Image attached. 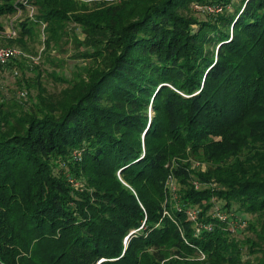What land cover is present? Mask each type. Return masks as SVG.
I'll use <instances>...</instances> for the list:
<instances>
[{"label": "trees", "instance_id": "16d2710c", "mask_svg": "<svg viewBox=\"0 0 264 264\" xmlns=\"http://www.w3.org/2000/svg\"><path fill=\"white\" fill-rule=\"evenodd\" d=\"M83 1L32 2L46 51L84 33L88 63L47 59L1 118L0 264H264V0ZM25 8L0 0V18Z\"/></svg>", "mask_w": 264, "mask_h": 264}, {"label": "rangeland", "instance_id": "374dc122", "mask_svg": "<svg viewBox=\"0 0 264 264\" xmlns=\"http://www.w3.org/2000/svg\"><path fill=\"white\" fill-rule=\"evenodd\" d=\"M21 1V0H19ZM115 1V0H109ZM33 0L29 1V6H26L25 10H21L14 16H6L0 18V21L4 25V30L8 31L9 25L11 21L14 19L16 28L20 27L22 21H28L33 24L35 28V32L33 36L26 37L24 39V44L21 45L17 42V38L20 37V33L17 31L16 38H9L7 36L0 35V48H13L17 49L22 52V56L13 60L8 66L0 68V115L1 118H4L9 112L13 114H18L21 109H26L31 104V98L36 95L37 91L34 89H27L26 83L36 81V74L38 69L46 68L51 70V66L47 59H56V60H65L67 63V68L64 72L70 75L71 69L78 64L88 63V60L81 56L83 54V47L78 42L81 43L85 40V34L80 33L77 40L74 39L75 37H68L66 36L60 47H57L56 50L46 51V38L48 37L47 31L45 26L41 23L36 24L37 21L36 16L38 15L37 7L32 4ZM87 4L90 8L95 7V0H86L83 1ZM115 2H119L116 0ZM121 2V1H120ZM194 11V10H193ZM194 13L197 16H204V14H200L198 12ZM73 38V39H71ZM69 41V43H66ZM78 41V42H77ZM78 43V44H77ZM33 59H38V61L34 62ZM48 63V64H47ZM37 67V68H36ZM35 71H32L35 69ZM71 68V69H70ZM17 70L18 75H14V72ZM52 71V70H51ZM60 74H63L60 72ZM44 84L49 88L51 92L58 93L62 88L63 85L58 83L52 79V77H42ZM27 93L25 97H22V93ZM189 165L192 167L191 173L193 175H197L199 172H205L208 169V165L205 162H202L201 159L190 158ZM193 183L198 186H201L196 179H193ZM210 187H216L217 185L215 182L209 183ZM177 189V187H176ZM179 190L177 189V192ZM218 205H222L219 203ZM216 209V208H215ZM216 209L215 214H219L223 212L225 215V211ZM222 214V215H223ZM227 214V213H226ZM247 219H252L250 215L246 216ZM225 220H229V215L227 214V219L224 217ZM237 219V218H236ZM234 220V222L230 221L231 229L234 230V236L238 240H245L248 236H252L250 230L247 228L248 223L246 225L240 226L238 225V220Z\"/></svg>", "mask_w": 264, "mask_h": 264}, {"label": "built area", "instance_id": "2783aa9c", "mask_svg": "<svg viewBox=\"0 0 264 264\" xmlns=\"http://www.w3.org/2000/svg\"><path fill=\"white\" fill-rule=\"evenodd\" d=\"M29 1L30 0H22V3L26 6H29ZM116 1V0H115ZM123 1V0H118ZM193 10L195 12H198L200 14H204L207 16H213V15H217L223 12L224 8L222 5L217 4V3H213V4H200V3H194L193 4ZM0 35L3 36H7L9 38H16L17 37V28H16V24L14 19L11 21L8 31L4 30L0 32ZM22 56V52L17 50V49H13V48H0V68L1 67H6L8 66L13 60L19 58ZM34 62L38 61V59H33ZM14 75H18L17 70L14 72ZM22 97H25L27 95V93H22L21 94ZM0 125H1V115H0ZM168 186L171 188V191H176V186L174 183L173 178H169L168 180ZM219 209L218 211H221L223 209L221 208H216ZM215 209V210H216ZM222 212V211H221ZM198 211L194 210V211H190L189 212V217L192 221L195 222L196 224V229H197V233H201L203 230H212V225L207 224V223H201L198 220ZM223 214V212H222ZM221 213H219L218 215L215 214V217L220 218L221 220H225L224 217L227 219V214L225 213V215H222ZM243 224H241L240 226H243ZM205 255L202 254L201 259H204Z\"/></svg>", "mask_w": 264, "mask_h": 264}]
</instances>
